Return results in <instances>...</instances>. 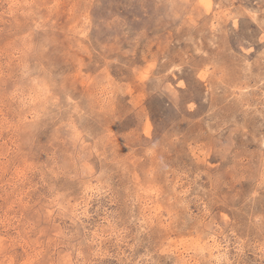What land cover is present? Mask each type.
<instances>
[{"label":"rangeland","instance_id":"374dc122","mask_svg":"<svg viewBox=\"0 0 264 264\" xmlns=\"http://www.w3.org/2000/svg\"><path fill=\"white\" fill-rule=\"evenodd\" d=\"M0 264H264V0H0Z\"/></svg>","mask_w":264,"mask_h":264}]
</instances>
